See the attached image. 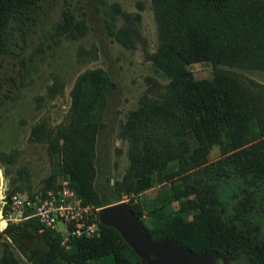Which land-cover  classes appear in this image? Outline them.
I'll return each instance as SVG.
<instances>
[{
	"label": "trees",
	"instance_id": "16d2710c",
	"mask_svg": "<svg viewBox=\"0 0 264 264\" xmlns=\"http://www.w3.org/2000/svg\"><path fill=\"white\" fill-rule=\"evenodd\" d=\"M41 1L0 0V58L11 50V29ZM151 8L157 43L149 58L167 81L157 82L121 124L130 160L121 180L96 195L95 138L111 88L102 68L76 76L69 118L55 131L34 127V137L51 142L62 176L85 203L99 208L160 185L151 198L127 201L152 238L217 250L234 263L264 264V97L236 70L264 71V0H151ZM131 24L117 38L132 46L128 32L138 29ZM193 63L210 66L211 75L196 77ZM214 145L220 156L209 160ZM174 171L182 172L183 198L173 180L165 185ZM96 221L98 235L72 238L69 247L35 219L8 223L6 236L37 234L44 247L30 263L7 248L0 263L143 264L116 228Z\"/></svg>",
	"mask_w": 264,
	"mask_h": 264
},
{
	"label": "rangeland",
	"instance_id": "374dc122",
	"mask_svg": "<svg viewBox=\"0 0 264 264\" xmlns=\"http://www.w3.org/2000/svg\"><path fill=\"white\" fill-rule=\"evenodd\" d=\"M123 13L130 19L125 20ZM131 23L138 29L136 35L128 32L132 46L117 38L121 28L133 26ZM75 26L78 35L73 37ZM10 43L11 50L0 58V170L7 183L3 187L0 181V192L35 194L61 183L62 165L50 148L51 142L36 140L32 129L59 128L71 112L70 90L76 76L86 69L102 68L111 88L95 138L94 186L96 195L101 196L105 185L121 180L130 164L121 124L157 82L167 81L149 58L157 43L151 0H42L30 18L11 29ZM190 68L199 78L212 71L205 63H193ZM236 70L264 97V71ZM219 156L218 146H212L208 159ZM181 173L168 174L165 184L169 186L173 180L178 198L185 197ZM49 176L52 180L46 186ZM158 190L160 185L141 194H123L122 200L142 202ZM171 204L178 206L176 200ZM91 208L92 212L97 209ZM147 216L144 210L143 218ZM3 229L0 258L8 248L30 263L44 247L37 234L22 232L12 238Z\"/></svg>",
	"mask_w": 264,
	"mask_h": 264
},
{
	"label": "built area",
	"instance_id": "2783aa9c",
	"mask_svg": "<svg viewBox=\"0 0 264 264\" xmlns=\"http://www.w3.org/2000/svg\"><path fill=\"white\" fill-rule=\"evenodd\" d=\"M2 194L0 230L8 223L35 219L42 226L59 232L65 247H69L72 238L99 234L98 208L92 212L93 206L84 202L66 177L54 188L39 193L14 191ZM59 223L61 227L57 226Z\"/></svg>",
	"mask_w": 264,
	"mask_h": 264
},
{
	"label": "water",
	"instance_id": "95a60500",
	"mask_svg": "<svg viewBox=\"0 0 264 264\" xmlns=\"http://www.w3.org/2000/svg\"><path fill=\"white\" fill-rule=\"evenodd\" d=\"M0 181L6 187L1 170ZM2 197L0 192V218ZM97 211L99 221L116 228L143 264H230L217 250L195 251L169 237L152 238L126 200L105 204Z\"/></svg>",
	"mask_w": 264,
	"mask_h": 264
},
{
	"label": "flooded vegetation",
	"instance_id": "af4514ba",
	"mask_svg": "<svg viewBox=\"0 0 264 264\" xmlns=\"http://www.w3.org/2000/svg\"><path fill=\"white\" fill-rule=\"evenodd\" d=\"M218 264H219V262H218Z\"/></svg>",
	"mask_w": 264,
	"mask_h": 264
}]
</instances>
